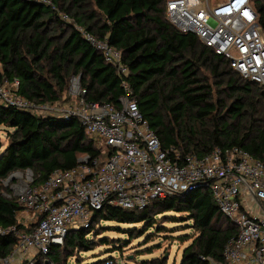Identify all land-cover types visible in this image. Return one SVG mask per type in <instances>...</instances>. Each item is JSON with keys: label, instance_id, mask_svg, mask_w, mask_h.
Segmentation results:
<instances>
[{"label": "trees", "instance_id": "trees-1", "mask_svg": "<svg viewBox=\"0 0 264 264\" xmlns=\"http://www.w3.org/2000/svg\"><path fill=\"white\" fill-rule=\"evenodd\" d=\"M167 1L0 0V82L18 80L20 95L41 107L60 104L71 79L78 77L88 102L119 107L127 94L123 80L77 29L81 26L121 53L131 96L164 148L176 146L183 156H204L217 148L237 147L264 165V88L236 72L195 34L171 25ZM251 2L264 32V0ZM0 126L12 130L0 155V181L31 169L40 185L56 170L75 168L81 157L95 160L101 155L75 117L0 105ZM3 190L0 226L22 228L16 213L24 206ZM170 221L192 223L191 234L166 238L188 243L180 264L224 263L226 246L238 235L210 190L202 187L154 200L141 210L105 206L86 227L69 231L62 246L38 255L34 264H71L73 258L74 264H106L114 258L85 260L80 254L111 243L99 238L108 231L125 234L128 243L154 228L158 234L167 232L164 223ZM16 244L17 236L0 238V256H9ZM168 253L142 264H167Z\"/></svg>", "mask_w": 264, "mask_h": 264}, {"label": "built area", "instance_id": "built-area-1", "mask_svg": "<svg viewBox=\"0 0 264 264\" xmlns=\"http://www.w3.org/2000/svg\"><path fill=\"white\" fill-rule=\"evenodd\" d=\"M166 17L180 32L195 34L236 72L264 88V32L251 0H168ZM63 20L74 24L68 16ZM77 29L115 68L127 94L119 99V107L88 102L87 90L73 77L71 95L76 104L40 108L20 95L18 80L0 82V105L75 117L101 152L95 160L81 157L71 170H56L40 185L31 169L5 180L6 185L15 183L11 189L18 190L24 209L16 213L22 228L0 226V238H18L12 253L0 256V264H34L38 255L62 246L69 231L86 227L105 206L141 210L154 200L202 187L210 190L221 213L238 228L220 264H264L263 163L237 147L217 148L204 156H183L176 146L164 148L131 96L129 69L121 53L81 26ZM106 264L120 263L110 259Z\"/></svg>", "mask_w": 264, "mask_h": 264}, {"label": "rangeland", "instance_id": "rangeland-1", "mask_svg": "<svg viewBox=\"0 0 264 264\" xmlns=\"http://www.w3.org/2000/svg\"><path fill=\"white\" fill-rule=\"evenodd\" d=\"M209 1L214 2L215 0ZM71 85L72 79L69 84L68 92L64 96L63 101L60 104L52 106V108H68L77 103V100L71 95ZM40 108H37L35 110L36 114H47V111L45 112V110H41ZM9 132H12V130L0 126V142L2 143L0 155L8 145ZM13 184L15 183H12V181L9 182L8 185L5 184V181H0V188L2 187L4 189L3 193H8L12 195V197L18 199V190L11 189L13 188ZM170 216H174V214H171ZM176 216L179 217L180 215ZM103 224H105L106 227L110 226V224L107 223ZM191 224L192 223L190 221L166 222L164 223V227L168 230L167 232L158 234L156 233L154 228L149 230L143 237L132 239L128 243L124 241L127 239L125 234H120L117 231H108L99 238L107 237L109 238L111 243L99 245L94 251L81 253L80 256H82V258L85 257V260H90L91 258L102 255L103 258L112 257L116 259L120 264H142L144 260L160 258L162 254H164V252L168 251L169 253L166 254L167 264H180L183 250L186 248L188 243L181 244L177 239L172 241L171 239L166 238H169L168 236L177 238L184 234H191L192 229L189 228ZM115 229L116 228H112V230ZM148 235H153L154 237L147 238ZM158 246H160V248ZM73 259L71 261V264H74ZM15 264L19 263L16 262Z\"/></svg>", "mask_w": 264, "mask_h": 264}]
</instances>
